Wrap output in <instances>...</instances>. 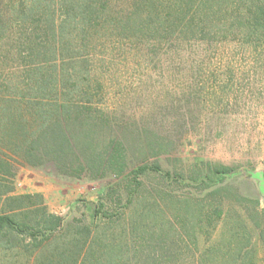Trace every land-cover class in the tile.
Returning <instances> with one entry per match:
<instances>
[{"label": "rangeland", "instance_id": "obj_1", "mask_svg": "<svg viewBox=\"0 0 264 264\" xmlns=\"http://www.w3.org/2000/svg\"><path fill=\"white\" fill-rule=\"evenodd\" d=\"M107 1L111 3L107 5L110 14L116 19L135 3ZM249 1L252 0L208 1L205 9L211 13L214 39L206 41L213 43L209 57L212 65L202 74L212 78L215 73L217 81L209 87L200 82L203 80L198 74L196 88L191 91L187 86L193 85L195 78L189 80L190 84L184 79L169 83L164 57L153 58L145 43L134 46L127 39L129 36H119L114 22L107 21L104 14L96 23L98 27L90 29L91 36L87 35L84 42L86 49L80 46L75 53L70 48L55 55L49 48L50 53L45 56V50L40 53L36 45L46 40L28 43L35 39L29 36L36 19L31 16V0H0V113L7 109L13 115L10 120L5 112L0 116V215L7 197L33 196L31 205L16 210L20 218L23 214L32 215L30 212L36 208H46L48 213L62 217L66 228L70 223L90 227L92 239L98 236L104 240V235H110L115 242L106 241L109 250L103 245L105 254L100 258L104 264H232L235 256L239 258L237 264H264V195L260 181L253 177L255 173L264 174V41L245 39L238 29L223 38L215 30L230 28L235 15H246ZM14 5L22 6L20 18L14 13ZM192 46L194 50L199 47ZM202 48L198 53L204 52ZM63 69L69 73L82 69L79 80H84L85 88H92V96H81L79 101H90L126 122H157L148 115L164 105L167 93L176 98L180 113L191 119L189 109L195 112L192 123L181 133L176 132V154L185 163L200 157L235 166L236 172L228 180L235 190L228 192L227 197L223 195L221 216L213 214L207 218V210H202L211 204L203 198L206 192L189 185H170L153 173L144 178L140 191L130 199L125 194V178L132 176L131 170L121 178L111 174L99 179L87 174L74 178L59 173L51 163L37 167L25 163L19 156L24 136L20 128L11 125L22 121L25 130L34 131V105L49 102L37 94L38 82L47 73L60 76ZM190 93L193 96L188 98ZM7 129L12 130V137L5 134ZM242 197L250 202H244ZM189 199L190 207L185 203ZM101 201H107L113 209L110 219L93 218L89 207ZM257 213L260 218L255 221L261 228H256L249 218L251 214L257 217ZM70 233L62 229L38 251L3 240L0 264H43L56 248H73ZM235 247L245 250L238 256Z\"/></svg>", "mask_w": 264, "mask_h": 264}, {"label": "trees", "instance_id": "obj_2", "mask_svg": "<svg viewBox=\"0 0 264 264\" xmlns=\"http://www.w3.org/2000/svg\"><path fill=\"white\" fill-rule=\"evenodd\" d=\"M134 1V6L126 10L120 19H116L110 14L111 9L107 5L110 6L111 3L107 0H31V16L36 19L35 24H31L29 36L35 39L28 43L38 42L42 38L46 40V43L36 45L40 53L45 50V56L50 53L49 48L55 55L64 54L70 48L75 53L80 46L86 49L84 42L87 35L91 36L90 29L98 27L96 23L101 20L100 15L104 14L107 21L114 22L119 36H129L127 39L134 46L145 43L147 53L153 58L164 57L169 83L173 79L174 83L184 79L190 84L189 80L195 78L193 85L187 86V89L194 91L198 78L209 87L212 81H217L215 73L211 74L212 78L210 75L204 78L202 74L212 65L209 57L213 43L206 41L214 39V26L210 25L209 17L211 13L205 9L209 0ZM20 8L21 5H14V13L18 18L23 16ZM231 23L228 29L223 26L215 28L217 34L227 38V34L238 29L245 39L264 41V3L249 1L246 15H235ZM2 31L0 21V33ZM78 40L83 44L81 45V41L75 43ZM193 41L196 43H192ZM192 44L199 47L194 50ZM200 48L204 52L198 53ZM72 68L76 67L72 65ZM82 72L81 69L69 73L63 69L58 77H54L52 73L42 75L37 85V94L41 96V100L49 99V102L42 101L34 105V131L30 133L25 130L22 121L11 125L13 128H20L21 135L24 136L19 145L22 160L33 167L51 163L59 173L74 178H81L85 174L93 179L107 174L121 178L131 170L132 176L125 178V194L130 199L140 191L144 178L153 173L170 185H189L199 192H206L203 198L211 204L202 210H207L208 219L213 214L221 216L220 212L224 211L225 205L223 195L227 197L228 192L235 190L228 182L236 172L235 166L213 163L200 157L185 163L184 158L176 154V132L181 133L182 128L188 126L189 122L192 123L195 112L189 109L191 119L180 113L176 98L167 93L164 105L155 107L148 115L157 122H126L124 118L114 117L107 110L89 103L90 101H79L81 96L91 97L93 94L92 88H85L84 80H79ZM196 75L199 77L196 78ZM191 96L193 93L188 98ZM8 111L3 110L0 116L5 112L7 120H10L13 115ZM160 119L164 121H158ZM11 131L7 129L5 134L12 137ZM3 168L6 170V167ZM31 198L33 196L28 195L5 199L3 214L0 215L1 243L3 240L9 241V244L14 241L19 243V248L38 251L65 228L71 232L68 237L72 238L73 248H65V251L56 248L54 254L43 264H104L100 258L105 254L103 245L106 246V241L115 242L110 235H104V240L98 236L92 239L90 227H75L70 223L66 228L65 220L48 213L46 208H36L30 212L32 215L23 214L22 219L15 212L31 205ZM241 199L250 202L245 197ZM185 203L190 207V199ZM255 203L258 204L257 201ZM89 210L93 218L101 216L110 219L114 216L109 213L113 209L107 206V201H101L97 206L92 205ZM258 217V213L257 217L252 214L249 216L256 228H261L255 221ZM261 235L264 237V230ZM246 245L247 243L244 247ZM87 246L88 252L80 263ZM109 248L110 245H107L105 250ZM233 250L240 256L245 249L235 247ZM230 256L233 255L230 253ZM237 260L239 258L235 256L232 264H237Z\"/></svg>", "mask_w": 264, "mask_h": 264}, {"label": "water", "instance_id": "obj_3", "mask_svg": "<svg viewBox=\"0 0 264 264\" xmlns=\"http://www.w3.org/2000/svg\"><path fill=\"white\" fill-rule=\"evenodd\" d=\"M253 177H256L260 181V189L262 195H264V174L263 173H255Z\"/></svg>", "mask_w": 264, "mask_h": 264}]
</instances>
